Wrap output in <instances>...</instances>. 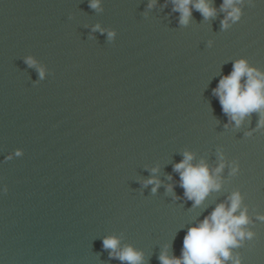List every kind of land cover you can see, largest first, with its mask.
<instances>
[{
  "label": "water",
  "instance_id": "95a60500",
  "mask_svg": "<svg viewBox=\"0 0 264 264\" xmlns=\"http://www.w3.org/2000/svg\"><path fill=\"white\" fill-rule=\"evenodd\" d=\"M235 2L223 27V0L186 24L173 0H0V264H129L110 236L161 264L237 191L253 236L222 264H264L261 114L237 126L213 92L240 59L264 75V0ZM186 152L221 184L200 205L174 169Z\"/></svg>",
  "mask_w": 264,
  "mask_h": 264
},
{
  "label": "clouds",
  "instance_id": "9594fccd",
  "mask_svg": "<svg viewBox=\"0 0 264 264\" xmlns=\"http://www.w3.org/2000/svg\"><path fill=\"white\" fill-rule=\"evenodd\" d=\"M98 3L99 0H90L92 8L98 7ZM173 3L174 10L181 14V24L188 23L193 8L199 10L205 18L215 14L210 0H173ZM222 8L227 10V16L222 22L223 27L228 26L229 19L235 22L241 16V9L235 0H223ZM112 35L113 33H109L110 37ZM26 62L30 66L36 63L32 57L26 58ZM40 75L43 77V69L40 70ZM242 78H245L243 83ZM213 92L219 98L223 111L237 126L252 112L261 114L259 123L264 125V75L249 67L244 59L234 62L232 72L221 77ZM15 155H21L20 150H17ZM10 158L11 154L7 159ZM193 159V154L186 152L183 160L174 165V169L180 173L184 195L193 200L195 205H200L209 192L219 190L221 184L210 175L206 163L201 161L194 164ZM239 167V163L234 161L231 172L236 174ZM223 168L224 162L221 160L215 172L219 173ZM146 183L154 184L153 192L159 186V181L155 177L149 178ZM3 190L7 192V185ZM241 203V194L237 191L229 197L228 205L218 204L208 216L188 228L179 257L170 256L166 246L159 257L161 264H222V261L228 260L230 247H237L245 237L251 239L253 236L251 231L246 232L241 227L248 223L247 208H241ZM238 210L239 214H236ZM258 218L264 220V216ZM119 244V238L115 236L105 237L103 240L104 248L113 250L110 255L115 253L120 260L128 261L129 264H141L143 260L141 252L131 246L116 252ZM233 264H241L239 255L233 258Z\"/></svg>",
  "mask_w": 264,
  "mask_h": 264
}]
</instances>
